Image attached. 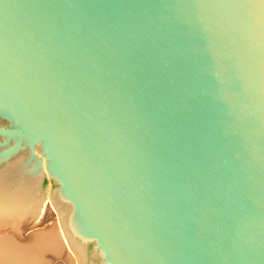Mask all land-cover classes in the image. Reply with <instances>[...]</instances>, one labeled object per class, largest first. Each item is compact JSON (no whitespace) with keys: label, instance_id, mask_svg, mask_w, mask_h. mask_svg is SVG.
Masks as SVG:
<instances>
[{"label":"water","instance_id":"water-1","mask_svg":"<svg viewBox=\"0 0 264 264\" xmlns=\"http://www.w3.org/2000/svg\"><path fill=\"white\" fill-rule=\"evenodd\" d=\"M40 161L100 264H264V0H0V224Z\"/></svg>","mask_w":264,"mask_h":264},{"label":"bare ground","instance_id":"bare-ground-1","mask_svg":"<svg viewBox=\"0 0 264 264\" xmlns=\"http://www.w3.org/2000/svg\"><path fill=\"white\" fill-rule=\"evenodd\" d=\"M41 181L35 211L21 220L0 224V264H100L99 253L90 252L89 238L75 233L68 224L69 204L52 191L57 189L40 161ZM57 217L43 228L24 230L43 221L47 206ZM49 259L50 262H49Z\"/></svg>","mask_w":264,"mask_h":264},{"label":"rangeland","instance_id":"rangeland-1","mask_svg":"<svg viewBox=\"0 0 264 264\" xmlns=\"http://www.w3.org/2000/svg\"><path fill=\"white\" fill-rule=\"evenodd\" d=\"M46 212L47 213L45 214L42 222L38 223L37 225H35L33 227H28L27 229L24 230V233L25 232L28 233L29 231H31L34 228L35 229H37V228H43L44 226L51 224L52 221L57 217L56 211L53 209V207H50L49 204H48L47 211ZM50 260L51 259H49V262H50ZM51 262H52V260H51Z\"/></svg>","mask_w":264,"mask_h":264}]
</instances>
